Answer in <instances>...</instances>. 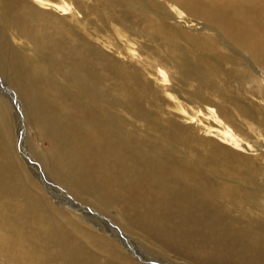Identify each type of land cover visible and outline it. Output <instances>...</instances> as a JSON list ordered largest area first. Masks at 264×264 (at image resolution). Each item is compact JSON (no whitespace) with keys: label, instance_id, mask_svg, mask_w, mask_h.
I'll return each instance as SVG.
<instances>
[{"label":"rangeland","instance_id":"obj_1","mask_svg":"<svg viewBox=\"0 0 264 264\" xmlns=\"http://www.w3.org/2000/svg\"><path fill=\"white\" fill-rule=\"evenodd\" d=\"M117 1L82 3L110 15L125 9L155 13L177 28L181 47L189 42V49L145 53L142 46L157 41L144 30L141 36L119 34L109 18L87 20L78 29L68 14L33 6L43 24L58 28L49 36L80 61L78 79L70 81L47 65L54 60L48 52L17 40L0 5V225L10 231L3 241L0 232V264H264V135L237 116L239 138L259 147L237 150L254 158L255 171L213 168L208 140L227 143L187 122L185 111L193 104L184 111L172 95L182 87L194 89L200 73L207 84L217 81L207 64L219 62L230 95L262 111L264 70L226 31L186 11L178 18L166 0ZM201 32L211 33L218 48L195 45L192 35ZM157 55L168 62L156 65ZM108 64L116 65L117 74L109 73ZM95 65L99 70L88 72ZM160 67L166 79L157 77ZM243 67L261 85L242 74ZM118 71L125 80L139 79L145 92L140 100L124 91ZM169 84L175 89H166ZM88 90L101 101L90 100ZM130 100L139 117L126 111ZM153 118L185 133L167 136ZM227 187L236 200L224 193Z\"/></svg>","mask_w":264,"mask_h":264},{"label":"bare ground","instance_id":"obj_2","mask_svg":"<svg viewBox=\"0 0 264 264\" xmlns=\"http://www.w3.org/2000/svg\"><path fill=\"white\" fill-rule=\"evenodd\" d=\"M29 1H30V3H29ZM94 1L105 2L106 0H94ZM120 1L122 2V0H120ZM166 1H168V3L171 5V8H172L171 11H173V13L178 18L183 17L185 14V13H183V11L184 12L186 11L187 14H189L191 16L201 17L208 22L214 23L216 26L221 28L222 31L223 30L226 31L231 36V39L233 38V40L235 42H237L239 45H241L242 47H244V49L247 50L246 52L249 53L251 61H253L255 64H257V66L259 68H262V70H264V0H166ZM85 3H82V0L76 1L75 3L69 2L66 4H60V3L54 2L52 0H45V2L43 4H37V3H35V0H28V1H25V0H0V5L2 6V8L4 9V11L6 13L9 25H10L11 29L13 30V32H15V34L18 38L17 40H19V41L23 40V41H26L28 43H31L33 46V49L36 51L48 52L49 55L51 56V58H53L54 60H51L49 58L50 60L47 63V65L51 66L58 73V75H61L62 77L66 78L67 80H70V81L76 80L77 72L79 71V68L81 67L80 61L79 60L76 61L75 58L69 57V54H67L64 51L65 47H62V45H60L58 43V41L53 40L56 36H53V35H52V37L49 36L50 32H53V34L58 33L57 32L58 30L55 31L58 28H56V27H55L56 29L53 28L51 26V23H50V26L43 24L42 21H45L43 19L44 17L43 18L39 17V15L37 14L38 11L36 12L33 9L34 8L33 6H36L35 9L37 8L38 10H40V9L48 10L49 12H52L54 14L61 15V16L68 14L71 21L74 23L75 27L78 29H80V28L82 29V25H84L87 22V20H93V19L97 18V19L104 21V19L109 18L112 21V23L111 22L110 23L113 24L111 26L114 27V29H116L119 34L125 35L127 32H130V33H133V34L138 36V34L140 35L139 31L144 30L145 32H147L146 34H148L150 37L154 38L157 41V42H154L156 44L153 45L152 47H148L149 45L148 46L147 45H143V46L141 45L143 47L142 51L145 53L158 54V53L162 52V50L165 48L166 51H170L169 53L175 55V54H178L177 52H180V51L183 52V48L189 49V48L185 47L186 45L189 46V42H187L188 44H186L184 47L183 46L181 47V45H184L185 43L180 42V38H181L180 32L176 30L177 28L171 26V24L168 23L169 21L167 22L166 19L164 20L163 18L156 15L155 13L144 12V13H140L139 15H137V14L135 15V13H134L135 11L132 12L131 10L125 9L126 11H124L122 13L121 11L124 9H122V10L119 9L118 12L120 11V13H122V14H118V15L111 14L110 15V14L105 13L106 10L103 13V11L102 12L99 11L98 8L97 9L92 8L93 11H90L89 5H86ZM124 5H126V4H124ZM130 7H128V8H130ZM92 13H93L94 17H91ZM52 24H56V26H57L59 24V21L54 20ZM61 31L66 32L67 34L69 33V31L65 30V29H61ZM181 32H183V31H181ZM210 32H212V31H210ZM67 34L65 37H67ZM184 37H186V36H184ZM184 37H182V38H184ZM189 37H190V35L188 33V38ZM192 37H193V41L195 42V45H199V46L204 45V46L210 48L211 50L218 48L217 44L219 42L216 43L213 40L214 36L212 37L211 33L205 32L203 34L201 32V35H200V33L194 34V35H192ZM145 38H146V36H145ZM63 41H61V42L63 43ZM181 41H182V39H181ZM147 42H148V40H147ZM148 44H150V43H148ZM162 47H164V48H162ZM193 47H194V45H193ZM200 47L202 49L203 46H200ZM204 49H206V48H204ZM190 51L192 52V50H190ZM82 53H84L83 50H82ZM87 54L90 56L91 52H90V54H89V52ZM192 54H194V53H192ZM92 55H94V54H92ZM47 56H48V54H47ZM85 56L87 58H89V56H87V55H85ZM187 56H185V57L187 58ZM230 56L226 55L224 57V55H223L222 57H224V59H225L224 61H226V60L233 61V59ZM185 57H182V58L185 59ZM194 58L199 62L207 61L206 60L207 58L204 59L203 57H199V56H194ZM154 59L155 60H153V62L155 61L156 65H158V64L162 65V64L168 62V61L164 60V58L158 57V55L156 57H154ZM195 59H194V61L196 62ZM185 60H187V59H185ZM218 63L209 62L207 64L208 68L205 66V68L209 69V71H210L209 73L211 74L212 77H217L216 78L217 81H215L214 83H211V84H207L201 78V76H200L201 73H200L199 75H197L198 77L195 78L196 84H195L194 89L188 90L185 87H182L180 89V91L177 90L178 92L177 93L175 92L176 94L174 93V91H172L175 94L174 95L172 93L173 98L175 99L174 104H176V99H177L178 104L175 106H177L180 109H184V111L186 110V107L189 108L188 103L193 104L192 105L193 107L192 106L190 107V112L185 111V113L187 115L184 114V112H183V115H186L187 117L180 115L181 116L180 119L182 117H185L187 120H189L187 122L195 124L196 126L199 125V127H200V125H201V127L203 126L205 128L206 134L209 135V137L213 136V137L227 143V146H225V145L218 144L216 139L211 138L208 140V144H211V146H209V151H208L209 158L211 159V163H210L211 167L216 168V169H221V170L224 169L227 171L228 170L229 171H235L238 173H240V169H243L245 167L248 168L247 170H249V171H255L254 158L250 157L248 155H245L244 153H241L239 151L241 150L244 152V150L245 151L251 150L253 152L254 150H257L259 147L256 146V148H253V146L255 147V145L253 143L246 142V140H244V139H246V137L245 138H239L240 134L238 135L235 131H236L237 127H239V128L241 127V125L239 124V122L237 120V118L240 117V118H242V121L244 123H246L249 128H252L254 130H258L259 132H261V135H264V107L259 106L260 108H263V110L258 111L256 109H254V106L243 103L237 96L230 95V90L228 89L227 78H226V76H224L225 72H223V70L220 68L221 67L219 65L220 63L219 64ZM47 65H45V66H47ZM108 66L110 69L109 71H111V72H109L110 74L111 73L113 75L117 74L116 65L114 66V64H110V65L108 64ZM172 66H178V63H176V64L173 63ZM36 67H38V66L36 65ZM197 67L198 66H196V68ZM97 68L98 67H96V65L92 66L90 69H88V72H89V70H93V71L97 72V70H99ZM198 68H200V67H198ZM229 68H231V67H229ZM233 68L234 67H232V69ZM43 69H44V67H43ZM237 70H239V69H237ZM237 70L234 72H238ZM101 71L103 72L104 70L102 69ZM91 72L92 71H90V73ZM96 72H93V74H97ZM241 72H242V74L246 75L247 77L250 76L252 79L256 80V82H258L259 85H261V82L259 79L256 78V75L249 73V70L246 67H243L241 69ZM118 73H119V75H118L119 79L121 80V86L123 87L124 91H126L129 94L131 93L132 99H133V97H135V98L140 97L139 98V100H140L141 96L145 92H144V88H143L142 84L138 81L139 79L137 80L134 77H128L125 80L123 75L120 73V71H118ZM186 73H187V71H186ZM39 74H40V72H39ZM157 74H158V76H157L158 78L159 77L161 78L162 76H163V78H165L168 75V74H166V72L164 71L163 68L158 69ZM92 76H94V75H92ZM189 77L191 78V76H189ZM96 78H99V76ZM173 83H175V82H173ZM67 84H69V83H67ZM189 84H192V82L190 81ZM193 84H194V82H193ZM169 86H170V88H166V89H173V90L175 89L170 84H169ZM174 86H177V85H174ZM181 86H183V85H181ZM147 91H149V90H147ZM169 92H171V91H169ZM87 94H88V97L90 98V100H94V101L100 100L101 101L100 96L97 93H95L94 91L88 90ZM259 98L264 100L262 97L258 96V99ZM134 100L135 99H133V101ZM133 101L130 100L129 103L125 106L126 111L135 117H139V113H141V111L139 110V108L137 107V105ZM56 105H57V103H56ZM178 111H180V110H178ZM143 115L144 114H142V116ZM200 115H204V116L200 117ZM149 116H151V115H149ZM180 119H178V120H180ZM151 121L154 123V126L156 128H158L160 131H163L167 136H170V135L175 133L176 136L181 137L185 133V132L183 133V131L179 128L174 131L173 128L170 126L163 127L154 118L151 119ZM104 130H106V129H103L102 131H100V133L97 132V134L99 136H102ZM109 134H107V135H109ZM111 140H113V139H111ZM197 140H199V138ZM199 141L202 142L203 144H205L204 140L203 141L199 140ZM251 144H253V145H251ZM228 145H229V147H228ZM230 145H231V147H230ZM189 146H191V145H189ZM237 150H239V151H237ZM220 159L224 160V162H221ZM80 181H82V180H80ZM224 193L233 200H236V198L239 197L235 193L232 192V188H230V187H227L225 189ZM10 222H11V220H10ZM5 228L2 227V225H0V232L2 234V237H1L2 241H3V239L5 240L7 237H9L8 232H10V231H8ZM11 234L12 233H10V235ZM11 237L9 239H11ZM13 242H14V240H13ZM7 244H9V243H7ZM16 245H18V244H16ZM8 247H9V245H8ZM11 248H12V246H11ZM6 253L8 255V253H9L8 248L6 250ZM16 260H18V259H16Z\"/></svg>","mask_w":264,"mask_h":264},{"label":"snow or ice","instance_id":"obj_3","mask_svg":"<svg viewBox=\"0 0 264 264\" xmlns=\"http://www.w3.org/2000/svg\"><path fill=\"white\" fill-rule=\"evenodd\" d=\"M45 2V0H35V3L37 4H43Z\"/></svg>","mask_w":264,"mask_h":264}]
</instances>
